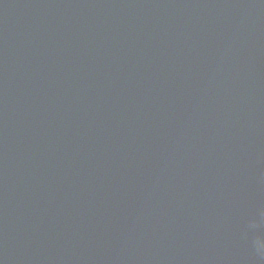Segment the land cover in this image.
<instances>
[{"label":"water","instance_id":"95a60500","mask_svg":"<svg viewBox=\"0 0 264 264\" xmlns=\"http://www.w3.org/2000/svg\"><path fill=\"white\" fill-rule=\"evenodd\" d=\"M261 213L264 0H0V264H264Z\"/></svg>","mask_w":264,"mask_h":264},{"label":"clouds","instance_id":"9594fccd","mask_svg":"<svg viewBox=\"0 0 264 264\" xmlns=\"http://www.w3.org/2000/svg\"><path fill=\"white\" fill-rule=\"evenodd\" d=\"M261 222H264V213H261ZM257 224L256 222H254L252 224V227H256ZM256 248H257V251L262 255L264 256V240H257L256 241Z\"/></svg>","mask_w":264,"mask_h":264}]
</instances>
